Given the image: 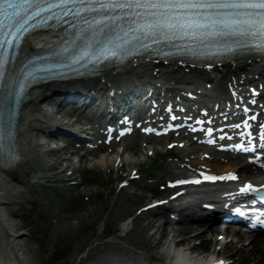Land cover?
Instances as JSON below:
<instances>
[{
  "label": "rangeland",
  "instance_id": "1",
  "mask_svg": "<svg viewBox=\"0 0 264 264\" xmlns=\"http://www.w3.org/2000/svg\"><path fill=\"white\" fill-rule=\"evenodd\" d=\"M50 142L46 146L50 147ZM132 153L131 159L134 162L143 160V154L139 150V144L134 141L133 148L126 154ZM96 155H98L96 153ZM46 157L43 164L36 167L39 174L45 181L42 183L51 184L54 190H59L62 194L49 192H21L19 185L8 188L5 210L13 212L11 215L17 224L16 231L22 235L20 242L23 244L29 256L28 261L31 264H97L101 259L109 255L120 254L117 245L104 239L106 227L112 229V235L118 229V225L125 219L130 212L134 213L140 207L135 203L136 198L129 194L125 189L118 187L121 179L118 178L120 173L112 163L107 162L109 173L104 175V162L98 164L96 172L99 176L97 184L87 185L84 189L74 191L72 197L65 195L68 191V184L65 177L69 168L64 164L59 168L51 169V165L57 163L56 158L61 155L53 152ZM90 157L86 159V165L89 167ZM150 164V163H148ZM140 167L146 171V166ZM57 166V167H58ZM65 173L58 170L65 169ZM131 168H127L129 173ZM103 171V172H102ZM157 172H160L159 170ZM31 176V175H30ZM32 177V176H31ZM30 177V178H31ZM29 178V179H30ZM89 178L86 175V179ZM40 179V178H39ZM28 180V179H27ZM107 181H110L106 183ZM64 184V185H59ZM43 190V186H35ZM47 191V190H46ZM65 196L66 199H65ZM70 199V201H69ZM130 202V204H126ZM109 215L107 221L105 217ZM102 226L106 229L103 231ZM150 229L145 226L141 220L134 221L131 232L126 240L136 242L140 245L145 236L148 237L146 230ZM109 231V230H108ZM186 233H188L186 231ZM118 239V237L116 236ZM149 238V237H148ZM183 238V236L181 237ZM141 246V245H140ZM125 246H123L124 248ZM121 249L127 253L136 254L132 249ZM116 250L119 252L115 253ZM146 250L149 255L152 250ZM237 252L235 247L230 254ZM249 260L254 261L255 257L250 252L246 253ZM243 262L242 264H244Z\"/></svg>",
  "mask_w": 264,
  "mask_h": 264
},
{
  "label": "bare ground",
  "instance_id": "2",
  "mask_svg": "<svg viewBox=\"0 0 264 264\" xmlns=\"http://www.w3.org/2000/svg\"><path fill=\"white\" fill-rule=\"evenodd\" d=\"M55 41V38L53 36H50L48 34H40L39 36H35L33 38L25 39V41L22 43L21 46V52L25 53L29 50H36L39 49L42 46H50ZM264 62H260L258 60H252V61H246L244 63V72L246 70H249L250 73L255 74V67L263 65ZM189 67V68H188ZM196 70L191 69L188 65H183L181 63H167L165 65L154 62L152 60L148 59H138L133 60L125 66H122L120 68H117L115 70H109L106 73H102L98 78H96V82L99 85H102V87H108V91L125 81L126 79H129L127 75H136L134 77H138L139 79L145 80L147 77H156L157 75H160V73L164 74V84L172 81L177 80L178 74L184 75L185 77H190L192 71ZM234 65L229 64L224 70V73L228 74L231 77L230 79H233V76L235 75ZM253 74V75H254ZM174 75V76H173ZM171 78H168V77ZM152 82L153 78L147 79ZM180 80H183L180 78ZM150 82V83H151ZM110 85V86H109ZM63 87L60 84H56L53 81H48L40 86H37L33 89H30L27 92L26 98L23 99V101L20 104V107L22 109L21 113L19 114V122H18V130L15 135V145H16V151L18 155L17 162L14 161L10 164H8L6 167L3 166V164L0 162V261L3 264H8L7 261H10L14 264H29L28 259L25 255V250L22 246V244L19 242L20 240V234L16 233L14 231L16 224L11 221V217L8 212L4 211V205H6V199H5V193L6 188L11 185V183L14 181L16 183H20V181L24 178L27 172H31L34 169V166L37 164V161L39 159H44L47 156V153L49 152L48 149H46L45 142L40 141L38 139V135L40 133V130H42L40 125V117L38 116V113H41L45 118V121H61L63 124L69 126L72 125L71 121H74L70 118V120H66L64 116L63 118H57L55 116L56 110L54 109H45L40 110L39 102L41 101L42 97H50V93L52 90H62ZM49 92V93H48ZM48 93V94H46ZM62 96H60L61 98ZM46 105V103H44ZM111 106H114L111 105ZM47 110V111H46ZM57 110L61 111L60 108ZM61 113V112H59ZM58 113V114H59ZM81 118H78L75 120L76 123L82 122L83 117H85V112H83L80 115ZM86 118V117H85ZM201 137L197 138L194 134H192L188 130H183L180 132H177L175 135V141L177 144L185 149L189 147L187 143H190L193 141L200 142ZM187 146V147H186ZM211 148H208L209 150ZM188 150V149H187ZM202 155V157L198 158L200 160L205 161H218L224 157L229 158L230 154H224L217 152L215 150L207 151ZM118 156V155H117ZM188 158L181 161L182 167H192L197 171V169H203L202 167H199L197 163H193V159L197 158L195 154L189 152ZM110 162H115L114 159L110 160ZM129 164H133V162H129ZM219 170L223 172H235L238 177L237 180L244 184L246 181H250L252 184L255 183L253 179H250L248 177L249 175L246 174L245 170L242 166H237L233 164H222L221 161L218 163ZM126 165L123 164V167ZM191 222V221H190ZM128 225H125L124 227H127ZM192 227H198V226H192ZM186 228V229H184ZM225 228V227H224ZM223 227H217V228H211L209 230L212 234H232L228 233ZM177 229V230H176ZM177 233H183L184 231L188 232L187 234H192L197 232L198 230L195 228L190 229V227H179L176 228ZM174 232V233H176ZM238 237V240L241 238L242 240H246L248 238L253 237V241L250 247L247 245L241 246V249L237 252V257L243 258L244 252H250L254 257H256L259 261V263H264V247L260 248L259 246H256L258 244V240H260L259 237L246 235L244 233L233 231ZM201 234V233H199ZM199 234H193L192 237H195ZM166 235V234H165ZM204 235V234H203ZM198 237V236H197ZM190 238H184L182 239L181 243H184V241H188ZM183 246H187L189 248V251H192L193 246L190 244H186ZM177 250H185L184 247H179L177 244L176 247L170 246L168 248V252L172 253L173 255H177L180 257V255L175 254L173 252ZM188 252V251H187ZM193 252V251H192ZM244 257H246L244 255ZM201 258V257H200ZM199 264H205L206 261L208 264L211 259L201 258L197 260Z\"/></svg>",
  "mask_w": 264,
  "mask_h": 264
}]
</instances>
